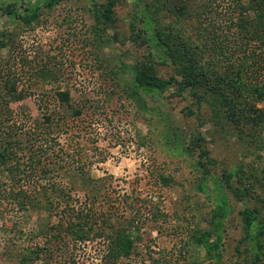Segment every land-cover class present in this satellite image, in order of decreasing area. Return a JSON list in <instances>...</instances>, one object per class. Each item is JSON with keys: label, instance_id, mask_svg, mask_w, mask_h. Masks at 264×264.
Wrapping results in <instances>:
<instances>
[{"label": "rangeland", "instance_id": "rangeland-1", "mask_svg": "<svg viewBox=\"0 0 264 264\" xmlns=\"http://www.w3.org/2000/svg\"><path fill=\"white\" fill-rule=\"evenodd\" d=\"M143 2L151 12L158 8L156 18L160 25L173 24L179 8L187 7L181 36L198 46L203 40L198 39L202 27H210L207 23L227 32L230 19L238 17L230 0ZM89 5L90 0H60L52 9H41L42 16L31 30L12 26L6 18L0 20V28L9 33L6 46L0 48V88L3 80L10 79L23 94L20 99L9 97L6 105L14 112L26 114L30 123L41 124L43 116L51 113L66 114L67 118L50 131L54 150L65 151L63 164L79 166L86 177L102 179L106 194L103 207L112 204L125 216L131 214L130 210L124 211L127 204L141 209L145 217L135 249L117 264H211L202 249L187 245L193 235L208 228L213 205L196 188L201 177L194 168L197 152L190 156L179 146L185 145L190 133L198 128L204 137L203 148L217 161L212 168L217 176L221 170L236 166L247 174L249 166L263 167L264 146L257 148L246 133L239 136V131L222 117L214 116L208 104L202 103L196 110L191 96H174L172 90L164 93L165 112L137 110L124 95V74L119 62L121 53L127 63L148 53L145 45L127 40L133 3L124 0L115 9L114 30L120 33L117 42H112L111 30L97 34ZM235 58L237 55L223 62L220 71L245 68L249 63ZM157 71L166 79L172 67L158 65ZM262 82L260 79L258 83ZM57 91H67L70 103L82 107L78 116H69L66 107H61L55 96ZM243 94L246 99L241 96L242 103L264 109V101L257 99L252 90L246 88ZM187 106L193 110L192 116L184 115ZM236 108L241 106L236 104ZM174 133L181 134V140ZM26 158L27 155H20L19 159L25 162ZM160 174L171 180L167 186L157 179ZM49 179L64 185L69 182L64 174L47 176L45 181ZM10 188L17 186L9 182L0 167V264H18V256L27 247L38 255L29 264H107L104 238L76 244L55 241L50 236L54 231L49 230V225L57 222L55 212L17 209L10 197L3 195ZM255 190L264 195V188L255 186ZM71 193L83 202L82 188L76 186ZM230 205L233 212L224 223L222 264H233L238 257L243 263V256L235 253L241 235L238 210L242 204L230 198ZM152 206L165 215L156 222L147 218Z\"/></svg>", "mask_w": 264, "mask_h": 264}, {"label": "trees", "instance_id": "trees-1", "mask_svg": "<svg viewBox=\"0 0 264 264\" xmlns=\"http://www.w3.org/2000/svg\"><path fill=\"white\" fill-rule=\"evenodd\" d=\"M124 0H90L89 13L97 34L113 31L111 40L117 42L120 33L114 30L115 9ZM134 13L129 20L130 42L145 45L148 53L133 63L125 62L120 55V68L124 74L122 86L126 99L137 110L165 112L164 93L174 96H191L195 100L196 110L201 104L211 106L215 117H222L239 136L247 134L257 148L264 146V109H256L249 103H242L245 89L253 91L256 98L264 101V0H230L231 8L238 11V17L230 19L227 32L215 27H202L198 37L200 45H193L190 39H183L182 19L186 17L187 7H180L173 24L160 25L156 18L158 8L151 12L143 0H131ZM159 2L161 0H153ZM60 0H0V20L6 18L10 25L20 29H33L42 16V8L52 9ZM154 13V15H153ZM12 32V31H11ZM10 32V33H11ZM12 34V33H11ZM9 36L0 28V48L5 47ZM258 50V51H257ZM263 52V53H261ZM242 55V57L240 56ZM237 55L249 63L235 70L220 67L226 60ZM247 55V56H246ZM256 56L261 57L260 60ZM235 58L237 61L239 59ZM169 65L172 73L162 78L158 65ZM242 64V63H241ZM256 73V74H254ZM260 79L262 83H258ZM258 82H254V81ZM0 90V167L6 173L11 184L4 196L10 197L17 209L30 208L55 212L57 222L45 229L55 241L62 244L85 243L93 238H104L107 264H117L121 258L133 253L135 242L139 239L140 224L145 215L139 207L127 204L125 216L115 210L112 204L103 207L106 194L103 192L102 179L86 177L79 166L63 164V149L54 150V138L50 131L63 121L66 114L51 113L43 116V122L30 123L28 116L14 112L6 103L9 97L20 99L23 94L10 79L1 82ZM245 88V89H244ZM242 90V91H241ZM236 91V92H235ZM61 107H66L69 116H78L81 106L70 103L67 91L55 93ZM2 99V100H1ZM3 102V104H2ZM241 108L234 109L235 105ZM185 116H192L193 110L183 109ZM199 120V114H196ZM23 117V118H22ZM178 140L182 137L174 133ZM204 137L197 128L188 137L185 145L179 146L184 154L192 156L197 152L194 168L201 177L197 191L204 193L213 208L209 216L208 228L192 236V248L202 249L205 258L211 264H222V240L224 223L233 212L230 198L242 204L238 210L241 221V235L235 246L236 255L243 256V263L236 259L233 264H264V195H259L255 186L264 188V166L248 167V174L240 166L229 171L221 170L220 176L212 172L217 161L203 148ZM180 149V150H181ZM20 155H27V161H20ZM69 155V154H66ZM24 164V167L21 166ZM261 166V165H259ZM260 174H256V173ZM64 174L67 185L55 179L45 181L46 177ZM44 182H40L41 180ZM157 179L167 186L170 179L160 174ZM235 182V185L233 184ZM76 186L83 189V202L71 193ZM135 215V216H134ZM165 215L159 208L149 210L151 222ZM142 225V224H141ZM18 256V264H29L38 257L33 248L23 249Z\"/></svg>", "mask_w": 264, "mask_h": 264}]
</instances>
